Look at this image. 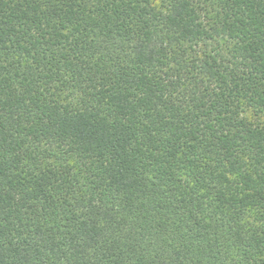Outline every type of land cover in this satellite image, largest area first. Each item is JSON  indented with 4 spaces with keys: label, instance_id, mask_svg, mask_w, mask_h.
<instances>
[{
    "label": "trees",
    "instance_id": "obj_1",
    "mask_svg": "<svg viewBox=\"0 0 264 264\" xmlns=\"http://www.w3.org/2000/svg\"><path fill=\"white\" fill-rule=\"evenodd\" d=\"M0 264H264V0H0Z\"/></svg>",
    "mask_w": 264,
    "mask_h": 264
}]
</instances>
